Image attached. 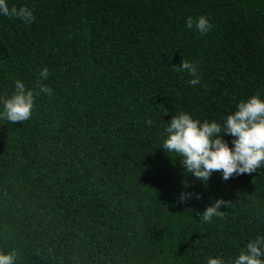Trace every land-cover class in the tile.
Returning a JSON list of instances; mask_svg holds the SVG:
<instances>
[{"label":"trees","instance_id":"trees-1","mask_svg":"<svg viewBox=\"0 0 264 264\" xmlns=\"http://www.w3.org/2000/svg\"><path fill=\"white\" fill-rule=\"evenodd\" d=\"M7 2L34 19L0 16V99L18 79L34 104L25 121L0 118V252L14 264H231L264 236V165L201 184L160 149L181 111L221 122L264 98V0ZM200 15L204 35L184 26ZM181 59L197 85L172 68ZM216 199L222 215L204 221Z\"/></svg>","mask_w":264,"mask_h":264},{"label":"clouds","instance_id":"clouds-1","mask_svg":"<svg viewBox=\"0 0 264 264\" xmlns=\"http://www.w3.org/2000/svg\"><path fill=\"white\" fill-rule=\"evenodd\" d=\"M0 16L18 17L26 24L34 19L32 10L21 6L9 7L7 0H0ZM187 29L206 34L212 24L204 15L193 18L187 16L184 21ZM175 71L187 72L191 79L190 85H197L199 77L196 75V66L181 59L179 66L173 65ZM39 76L45 79L48 69L42 68ZM39 91L50 94L51 89L46 85H39ZM34 104L33 90L26 89L25 84L15 80L13 92L7 98L0 99V118L9 122H22L32 114ZM164 139L160 149L167 150L179 158L184 172L191 174L201 184H205L214 171L220 172L222 180L232 175L248 174L264 165V98L257 95L249 96L235 105V110L216 120H198L187 112H179L171 116L163 128ZM224 135L231 137L229 142L223 139ZM195 197L199 193L181 192L178 201ZM225 202L216 199L204 208L199 217L210 221L214 216L222 215L218 210ZM264 236H257L249 240L244 249L231 261V264H264ZM15 251L0 252V264H14ZM206 264H224V260L217 257H208Z\"/></svg>","mask_w":264,"mask_h":264}]
</instances>
